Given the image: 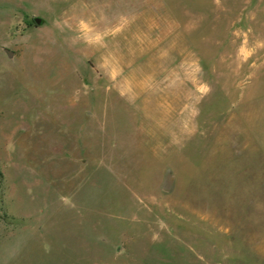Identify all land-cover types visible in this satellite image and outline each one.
Segmentation results:
<instances>
[{
  "label": "rangeland",
  "instance_id": "obj_1",
  "mask_svg": "<svg viewBox=\"0 0 264 264\" xmlns=\"http://www.w3.org/2000/svg\"><path fill=\"white\" fill-rule=\"evenodd\" d=\"M0 264H264V0H0Z\"/></svg>",
  "mask_w": 264,
  "mask_h": 264
},
{
  "label": "water",
  "instance_id": "obj_2",
  "mask_svg": "<svg viewBox=\"0 0 264 264\" xmlns=\"http://www.w3.org/2000/svg\"><path fill=\"white\" fill-rule=\"evenodd\" d=\"M34 21L38 24V23H40L41 19L39 17H35Z\"/></svg>",
  "mask_w": 264,
  "mask_h": 264
}]
</instances>
